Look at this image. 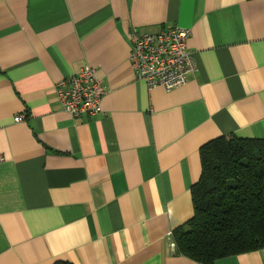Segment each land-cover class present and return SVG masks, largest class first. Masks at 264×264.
Listing matches in <instances>:
<instances>
[{
  "label": "crops",
  "instance_id": "crops-1",
  "mask_svg": "<svg viewBox=\"0 0 264 264\" xmlns=\"http://www.w3.org/2000/svg\"><path fill=\"white\" fill-rule=\"evenodd\" d=\"M171 26L196 71L148 90L128 33ZM85 65L105 94L73 118L54 84ZM227 134L264 139V0H0V264H202L169 233L193 214L200 147ZM213 264H264V247Z\"/></svg>",
  "mask_w": 264,
  "mask_h": 264
},
{
  "label": "trees",
  "instance_id": "trees-1",
  "mask_svg": "<svg viewBox=\"0 0 264 264\" xmlns=\"http://www.w3.org/2000/svg\"><path fill=\"white\" fill-rule=\"evenodd\" d=\"M199 156L193 214L172 232L176 253L213 264L264 247V139L220 135L204 143Z\"/></svg>",
  "mask_w": 264,
  "mask_h": 264
},
{
  "label": "built area",
  "instance_id": "built-area-1",
  "mask_svg": "<svg viewBox=\"0 0 264 264\" xmlns=\"http://www.w3.org/2000/svg\"><path fill=\"white\" fill-rule=\"evenodd\" d=\"M131 43L128 57L130 67L137 80L151 90L162 87L169 92L187 83L196 71L192 53L188 50L190 28L171 26L157 33H128ZM54 93L62 109L73 118L94 116L100 112L105 88L93 66L85 65L54 84ZM23 114L14 116L15 122ZM4 160L0 153V162ZM172 237V232L169 233ZM174 246V243H172Z\"/></svg>",
  "mask_w": 264,
  "mask_h": 264
}]
</instances>
